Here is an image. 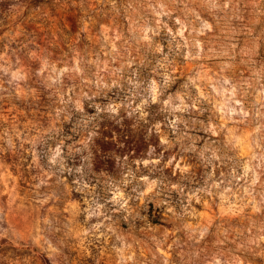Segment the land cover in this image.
<instances>
[{
    "label": "rangeland",
    "instance_id": "374dc122",
    "mask_svg": "<svg viewBox=\"0 0 264 264\" xmlns=\"http://www.w3.org/2000/svg\"><path fill=\"white\" fill-rule=\"evenodd\" d=\"M0 264H264V0H0Z\"/></svg>",
    "mask_w": 264,
    "mask_h": 264
}]
</instances>
